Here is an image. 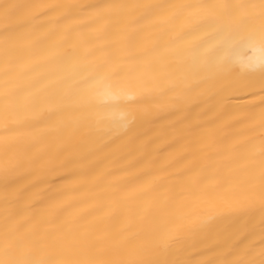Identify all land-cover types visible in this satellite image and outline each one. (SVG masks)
<instances>
[{
  "label": "bare ground",
  "instance_id": "bare-ground-1",
  "mask_svg": "<svg viewBox=\"0 0 264 264\" xmlns=\"http://www.w3.org/2000/svg\"><path fill=\"white\" fill-rule=\"evenodd\" d=\"M214 0H0L3 5H19L15 20H30L32 16L49 10L53 5H76L60 8L51 17L32 20L34 27L25 29L33 35L24 41L9 57L0 37V226L3 223L4 132L3 92L8 87L22 89V102L39 100L35 112L29 107L21 110L25 123L9 127L13 152L25 160L35 161L12 174L10 188L19 192L25 206L49 217L56 210L60 215L90 238L101 241L113 231L129 229L130 233L149 232L157 224L175 227L182 233L206 224L209 242L218 233L237 227L227 219H213L223 209L235 203L232 194L236 177L248 161L238 146L256 137L252 123L245 118L262 107V84L257 67L255 74L239 68L223 84L213 86L214 73L201 70L191 81L207 80L195 92L181 95H160L156 89L167 81L160 72L143 69L158 59L152 49L168 53L163 64L174 63L172 49L198 42L200 34L183 38V33L194 26L191 20L179 16L168 21L154 15L141 24L132 22L117 25L106 15L95 17V9L88 5L125 4H185L211 3ZM31 6V7H29ZM143 9L135 10L139 15ZM70 14L69 19H63ZM59 24H46L49 19ZM0 17V32L4 29ZM54 35H51L53 34ZM49 36L46 43L36 38ZM69 48L87 53L73 69L58 57ZM236 59V53H231ZM107 62L113 70L125 71L127 94L141 103L121 100L105 101L108 122L101 126L78 127L61 131L55 119H48L47 102L53 95H62L72 103L77 82L87 75V67ZM139 67L140 71H129ZM8 76H5V72ZM172 73V68H165ZM174 79L182 78L177 73ZM227 91L217 95L220 88ZM125 108L135 113V121L128 128L120 126ZM39 113V115H36ZM81 113L66 112L65 119H74ZM56 119H59L57 117ZM245 121V122H241ZM258 219L256 221L259 240ZM54 227V226H50Z\"/></svg>",
  "mask_w": 264,
  "mask_h": 264
},
{
  "label": "snow or ice",
  "instance_id": "snow-or-ice-1",
  "mask_svg": "<svg viewBox=\"0 0 264 264\" xmlns=\"http://www.w3.org/2000/svg\"><path fill=\"white\" fill-rule=\"evenodd\" d=\"M19 5L6 4L0 8V17L4 29L0 32L5 45V57L12 55L24 41H32L31 32L25 29L34 27L32 20L42 16L51 17L60 8L72 9L76 5H53L49 10L32 16L30 20H15ZM31 7V6H29ZM95 9V17L103 19L112 16L117 25L125 23L131 16L134 24H141L154 15H160L171 21L179 16L188 20L196 17L194 26L183 33V38L200 34L198 42L187 47L171 49L174 63L167 65L162 61L168 53H161L157 48L152 53L158 59L150 62L143 71L160 72L167 81L156 89L160 95L176 93L181 95L195 92L207 80L191 81L193 74L201 70L214 73L215 87L239 68L249 74H255L257 67L264 93V0H214L211 3L185 4H125L108 3L88 5ZM143 9L139 15L135 10ZM66 14L63 19H69ZM61 20L49 19L46 24L35 27L46 28L48 24H59ZM51 35H54L51 34ZM49 36L36 38L37 43H46ZM235 51L236 59L231 53ZM87 53H80L73 48L67 49L58 57L79 74V61L87 59ZM165 68H172L167 73ZM137 67L129 71H140ZM179 73L182 78L174 79ZM8 76V72H5ZM125 71L113 70L107 62L87 67V75L77 82L72 103H67L62 95H53L48 99V119H55V127L61 131L75 130L78 127L104 125L108 122V107L105 101L121 100L125 103L139 104L127 94L128 81ZM22 89L8 87L5 81L3 92V120L5 135L2 138L4 155L3 185V223L0 226V264H264V107L256 114L252 113L245 121L252 123V131L259 130V146L256 137L249 138L238 146V151L249 162L236 177L232 194L233 204L227 205L219 216L210 220L224 218L236 224L235 229L218 233L209 242L206 224L181 232L175 227L157 224L149 232L130 233L129 229L113 231L106 240L90 238L78 228L70 226L56 210L51 217L34 212L32 206H25L22 196L10 188L8 183L12 174L35 161L25 160L13 152V143L8 135L16 131L9 127L24 124L20 118L23 109L31 108L34 112L39 100L22 102ZM227 91L220 88L217 95ZM264 105V95L261 97ZM120 126L128 128L135 121V113L125 108ZM66 112L81 113L74 119H65ZM39 115V113H36ZM59 117V119H56ZM241 121V122H245ZM259 221V240L255 239L256 221ZM54 226V227H50Z\"/></svg>",
  "mask_w": 264,
  "mask_h": 264
}]
</instances>
